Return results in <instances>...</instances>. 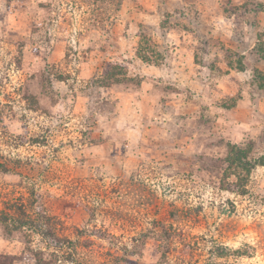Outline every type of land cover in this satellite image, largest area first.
<instances>
[{
	"label": "rangeland",
	"instance_id": "374dc122",
	"mask_svg": "<svg viewBox=\"0 0 264 264\" xmlns=\"http://www.w3.org/2000/svg\"><path fill=\"white\" fill-rule=\"evenodd\" d=\"M1 211L0 264H264V0H0Z\"/></svg>",
	"mask_w": 264,
	"mask_h": 264
},
{
	"label": "trees",
	"instance_id": "16d2710c",
	"mask_svg": "<svg viewBox=\"0 0 264 264\" xmlns=\"http://www.w3.org/2000/svg\"><path fill=\"white\" fill-rule=\"evenodd\" d=\"M144 59H148L145 58ZM257 75L259 76V72L257 73ZM261 76V74H260ZM248 151L245 149H242L240 147H233L232 148V152L228 157V161H229V166L230 168H232L233 170H240L239 172L235 170L236 173H238V177L240 179V182L242 184H244V181L246 180V175L250 173L251 169L253 168V165L251 163V161L248 158ZM235 169H234V168ZM246 172V173H244ZM244 190V189H243ZM15 222V218L13 216H11L10 213H4L3 211L0 212V224H4V223H8V222ZM25 227L28 228H32L34 230H38V233H41L42 235H45L42 231V229L37 228L33 225V221L31 220L30 217H27V219L24 220H20L19 223L17 224V228L23 229ZM39 253H36V260L38 262V264H48L42 257H39Z\"/></svg>",
	"mask_w": 264,
	"mask_h": 264
}]
</instances>
